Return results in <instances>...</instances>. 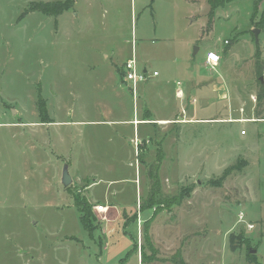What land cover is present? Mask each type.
<instances>
[{"label":"rangeland","instance_id":"rangeland-1","mask_svg":"<svg viewBox=\"0 0 264 264\" xmlns=\"http://www.w3.org/2000/svg\"><path fill=\"white\" fill-rule=\"evenodd\" d=\"M41 1L58 0H0V264H177V253L188 264H221L230 251L224 232L233 224L227 236L235 233L245 243L230 247L244 246L248 257L258 248L264 257V122L198 123L186 135H197L198 154L189 153L187 142L177 163L166 159L157 134L139 136L138 153L132 143L134 181L117 200L127 205L93 202L90 181L76 178L83 165L78 156L117 146L116 126L87 121L133 114L134 96L120 78L133 55L139 68L158 72L141 83H149L158 116H171L180 105V81L186 110L198 118H264L257 75V59L264 65V0L228 2L210 25L207 0H74L59 16L31 10ZM217 41L223 43L219 76L203 60ZM39 90L49 116L83 121L57 128L58 145L60 134H68L76 157L56 151L55 126L46 150L39 149L42 128L28 123L41 122ZM144 107L139 104V114ZM65 163L69 186L61 181ZM236 163L241 170L222 178ZM196 196L206 200L197 208ZM78 197L92 205V235L81 224ZM100 204L108 210L98 212ZM241 211L245 221L239 222Z\"/></svg>","mask_w":264,"mask_h":264},{"label":"crops","instance_id":"crops-1","mask_svg":"<svg viewBox=\"0 0 264 264\" xmlns=\"http://www.w3.org/2000/svg\"><path fill=\"white\" fill-rule=\"evenodd\" d=\"M209 2V0H207ZM210 5V4H209ZM210 10V9H209ZM217 11V10H216ZM209 21V20H208ZM218 42V41H217ZM214 43V47H208L206 52L204 53V62H205V57L206 54L209 50L214 49L219 52L222 51L223 43ZM202 60V61H203ZM262 64V62H261ZM263 65V64H262ZM205 68L211 72L212 74H219V71L221 69L220 64L217 67V69H209L205 66ZM195 82H192L191 86H187V92L188 89L189 91L192 90L191 87H193ZM149 84V83H148ZM148 84H140L138 88V97L137 102H136V96H134V108H133V114H124L123 116H119L118 118H104L105 120H90L87 121L89 125H108V126H116L117 128V146L114 147V149H107V150H99L96 152V154H91L90 152L87 154L88 158L86 159H81L80 156H78L77 161L81 162L83 164L80 168L77 167V175L76 178H84L85 181H90L88 182V192L87 195L90 197V199L95 202L98 200L106 201L108 203H120L122 205H127L123 204L119 201H117L119 196L123 193V191H127V188L129 187L128 182L130 180H133L132 178H129V170L131 167L134 166L135 162L133 159V139L135 137H142L148 135H153L157 134L158 137L161 138V142L163 144V153L167 154V158L170 161L172 160H177L176 163L180 160L181 154L184 153V148L185 144L188 142V144L191 145L189 148V153H194L198 154L199 149L201 148L198 146L200 143L198 141L197 135L194 133L190 137L191 139L187 140L188 138L186 137L187 133L189 132V129H195L197 126L196 124L198 123H209V122H216L218 120L222 121H228L229 118H239L241 117H228L225 119H217V118H198L195 116V111L193 113H188L186 110L187 104L184 103V95L186 93V90L183 91V95H179L177 93V88H176V96L181 99V103L179 106H173L174 112L171 116H158L155 113V109L153 107V102H152V96L154 95L153 92H151L150 87ZM201 82L197 84V87L194 88L201 89L200 88ZM123 85V84H122ZM125 85V84H124ZM128 87L127 85H125ZM181 86H183V83L181 82ZM227 88V87H226ZM129 89V87H128ZM131 92V91H130ZM120 94V93H119ZM133 94V93H132ZM226 97H228L227 94H225ZM194 103L197 102L196 98H193L192 100ZM137 103V105H136ZM142 104L144 107L143 113L139 114L138 112V106L139 104ZM189 106V105H188ZM191 109V105L189 107ZM195 110V109H193ZM181 115V117L178 116ZM242 114V113H241ZM243 116V115H242ZM51 117V116H50ZM53 121L51 122H43L42 119H40L41 122H28L34 127H41L42 130L41 132V137H35L36 140H40L38 143L41 145L39 147L40 150L44 149L45 147L47 148V139L50 136V129L55 126V136H56V143H55V149L56 151H61L63 154H66L67 156L70 154L71 156H75V151L79 152V149L72 148L71 150L69 149L71 145L68 143V134H60V139L59 142L62 144L58 145V131L57 128L59 126H73L75 123L83 122V121H61L59 119H54L51 117ZM136 120L139 121L136 123ZM16 126L18 127L21 124H26L25 122H13ZM63 124V125H62ZM25 125H23L24 127ZM40 128V129H41ZM74 129V128H73ZM49 132V136H48ZM73 132V131H72ZM247 134V133H246ZM242 134V135H246ZM70 136V135H69ZM67 137V138H66ZM71 137H74V135ZM197 137V138H196ZM193 139V140H192ZM195 140V141H194ZM64 146V148H62ZM46 150V149H44ZM132 151V153H131ZM216 152V151H211V155ZM86 154V152H83ZM174 155V156H173ZM171 156V157H169ZM76 157V156H75ZM171 161V162H172ZM170 162V163H171ZM198 167V166H197ZM81 171V172H79ZM104 172L105 174L109 173H118L119 176L116 178H108L105 176H102L101 173ZM133 174V172H132ZM73 178V177H72ZM75 178V179H76ZM134 181V180H133ZM87 183V182H85ZM119 184V187H114V185ZM101 188L100 190L97 188ZM135 189V186H134ZM132 188V190H134ZM199 200V202H197ZM91 201V202H92ZM202 202H206V200L199 198L198 196L195 197V207H199ZM199 203V204H198ZM114 205V204H113ZM119 207V206H118ZM120 208V207H119ZM199 209V208H198ZM193 211L191 213H197V210ZM120 211V209H119ZM199 212V210H198ZM120 216V215H119ZM250 223V222H249ZM247 224V223H246ZM233 224L227 231H225V238H228V247L229 250L226 249V252H229L226 257L228 260L225 263L221 264H251L254 262H251L248 259V251L247 249L243 246L237 250H233V247H230V238L227 236V232H231L234 228ZM256 229V225L252 228V230ZM122 230V229H121ZM248 231V229H247ZM115 232V231H114ZM117 232V231H116ZM125 233V232H122ZM249 235H247V238L249 237V240L251 241L252 234L250 231H248ZM261 233H264V224H262L261 228ZM118 234V233H117ZM112 235H109V237ZM224 236V235H223ZM108 237V238H109ZM152 239H153V234H152ZM154 241V240H153ZM155 242V241H154ZM108 244V243H107ZM232 248V249H231ZM250 249V248H249ZM256 250V249H255ZM255 258L253 259L255 261V264H264V257L262 254L258 252V248L256 250ZM141 256V254H140ZM138 255V260L140 258ZM143 257V256H141ZM143 261V258H141ZM185 260V259H184ZM187 263L188 261L185 260ZM143 263V262H142ZM123 264H126L123 262Z\"/></svg>","mask_w":264,"mask_h":264},{"label":"trees","instance_id":"trees-1","mask_svg":"<svg viewBox=\"0 0 264 264\" xmlns=\"http://www.w3.org/2000/svg\"><path fill=\"white\" fill-rule=\"evenodd\" d=\"M233 0H209V4H210V10H209V21H208V25H210L212 23V19L213 16L215 14V11L217 10L218 7L225 5L228 2H231ZM74 4V0H58V1H50V2H34L32 5V9L31 10H38L41 12H44L46 14L49 15H53V16H59L60 14L64 13L66 10H69L73 7ZM254 4L256 5L257 2L255 1ZM258 54H260L258 52ZM257 75L261 76V74L264 71V65L261 64L260 58L257 59ZM123 75V71H120V78ZM259 83L262 86V90L258 93V97L259 100L261 101L264 98V84L262 82V80L259 79ZM41 90H39V97H38V107H39V112H40V116L43 122H51L53 121L51 119V117L48 114V108H47V101L46 99H43V96L41 94ZM234 170H241V166L238 165V163L230 165L229 167H227L222 175V178H226L228 175H230ZM179 199L182 200L183 197L182 195H179ZM76 208L79 210L80 212V221L81 224L83 225L84 229L87 230L88 232H90V234L92 235L93 231H94V227L93 224L91 223V208L92 205L90 204V202L88 200H86L85 198H77L76 199ZM245 243V239L242 237H239V235H236L235 233H232L230 236V242L232 245H234L235 240H239ZM249 257L248 259L251 262L255 261L253 260L255 258V254L251 253L249 251ZM175 263L177 264H188L184 258L182 257V255L180 253H177L173 259H172Z\"/></svg>","mask_w":264,"mask_h":264},{"label":"built area","instance_id":"built-area-1","mask_svg":"<svg viewBox=\"0 0 264 264\" xmlns=\"http://www.w3.org/2000/svg\"><path fill=\"white\" fill-rule=\"evenodd\" d=\"M228 43V41H226ZM221 62V55L219 54L218 51L211 49L207 52L206 57H205V66L209 69H217ZM123 71L122 79L125 85H127L130 89V91L133 93L134 96L137 95L138 93V88L139 85L147 80L149 78L158 75L157 71H154L152 74L149 73L147 70V67L145 66L144 69L139 68L138 61L134 57V55L130 58H128L125 62L123 67L121 68ZM177 93L179 95H183V89L181 86V82H177ZM251 99L254 100L255 102L257 101L256 95H251ZM240 111L244 112V108L241 107ZM230 122L234 121H239V122H254V121H261L264 122V118H256V116L253 118H247V117H239V118H229L228 119ZM139 121L136 120V123ZM247 131L246 129L241 130V134H246ZM133 142L135 144V152H139V138L135 137L133 139ZM96 209L98 212H106L108 210V205L100 204L96 206ZM245 221V214L243 211L239 213V222ZM248 229H252L255 225L253 223H247L246 224Z\"/></svg>","mask_w":264,"mask_h":264},{"label":"water","instance_id":"water-1","mask_svg":"<svg viewBox=\"0 0 264 264\" xmlns=\"http://www.w3.org/2000/svg\"><path fill=\"white\" fill-rule=\"evenodd\" d=\"M253 31H254V34L256 35V38L258 39L259 29L254 28ZM260 80H262L264 82L263 76H260ZM61 181H62V184L64 186H69L73 182V178H72L70 171H69V164L68 163L64 164ZM250 252L256 253V250L252 249V250H250Z\"/></svg>","mask_w":264,"mask_h":264}]
</instances>
